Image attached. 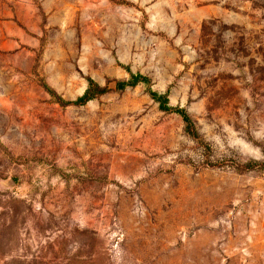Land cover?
Listing matches in <instances>:
<instances>
[{
	"label": "rangeland",
	"instance_id": "1",
	"mask_svg": "<svg viewBox=\"0 0 264 264\" xmlns=\"http://www.w3.org/2000/svg\"><path fill=\"white\" fill-rule=\"evenodd\" d=\"M262 165L264 0H0V264H264Z\"/></svg>",
	"mask_w": 264,
	"mask_h": 264
},
{
	"label": "trees",
	"instance_id": "2",
	"mask_svg": "<svg viewBox=\"0 0 264 264\" xmlns=\"http://www.w3.org/2000/svg\"><path fill=\"white\" fill-rule=\"evenodd\" d=\"M140 83H144L146 85L150 84V80L148 78H145L141 75L132 76L129 81L126 82H118L116 84L117 89L119 90H125L128 87H135ZM108 92V88L101 87L99 84L95 83L93 80H89V85L84 93L83 96L79 97L74 102H68V105H85L89 103L90 101L94 100L95 98L102 96ZM150 96L154 101L159 103V107L162 111L168 112V113H175L178 114L186 124V129L189 133L194 134V124L192 122V119L188 115L187 111L181 108H174L170 105L168 94H159L157 92H154L152 90L149 91ZM256 165H252L249 168H255ZM261 166V165H258ZM262 168H264V165H262Z\"/></svg>",
	"mask_w": 264,
	"mask_h": 264
}]
</instances>
